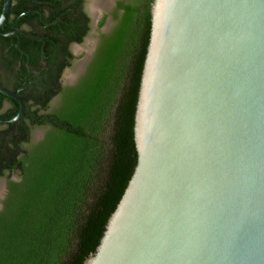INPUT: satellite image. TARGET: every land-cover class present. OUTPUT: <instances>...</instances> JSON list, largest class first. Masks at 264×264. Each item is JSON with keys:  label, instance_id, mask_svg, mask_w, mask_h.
Returning a JSON list of instances; mask_svg holds the SVG:
<instances>
[{"label": "water", "instance_id": "95a60500", "mask_svg": "<svg viewBox=\"0 0 264 264\" xmlns=\"http://www.w3.org/2000/svg\"><path fill=\"white\" fill-rule=\"evenodd\" d=\"M80 264H264V0L151 1L129 173Z\"/></svg>", "mask_w": 264, "mask_h": 264}, {"label": "trees", "instance_id": "16d2710c", "mask_svg": "<svg viewBox=\"0 0 264 264\" xmlns=\"http://www.w3.org/2000/svg\"><path fill=\"white\" fill-rule=\"evenodd\" d=\"M151 1L117 2L121 13L113 11L112 28L100 34L72 85L59 78L72 64L68 43L82 41L88 30L81 0L12 3L0 29L21 30L0 34V85L18 91L24 111L0 122V176L6 178L0 264H80L102 231L129 173L132 104ZM18 109L0 93L1 117ZM34 127L44 128L38 140Z\"/></svg>", "mask_w": 264, "mask_h": 264}, {"label": "flooded vegetation", "instance_id": "af4514ba", "mask_svg": "<svg viewBox=\"0 0 264 264\" xmlns=\"http://www.w3.org/2000/svg\"><path fill=\"white\" fill-rule=\"evenodd\" d=\"M70 1H72V0H70ZM118 1H122L124 3H137V1H138L140 4L143 2V0H107L105 3L109 2L108 7L105 10H103L101 15L99 16V18L96 21H94L91 14H90V11H89V0H81L82 11L89 18L88 30H87V33L85 34L82 41H80V42L71 41L68 43V49H69V51L73 57V60H72V64L70 66L66 67L63 70L62 74L60 75L59 80H60L61 84H63V85L74 84L77 81V79L80 77V75L84 72V70H85L88 62L90 61V59L93 55V52L96 48L100 34L109 32L110 29L112 28L113 24H114V19H113V15H112L113 11H117L118 14L121 13V9L117 8V2ZM13 2H14V0H12V3ZM104 15H105L104 23L102 25H99V21ZM10 17H12V16H10ZM23 27L26 29L29 28L27 25H24ZM14 30H17L19 32L21 29H13L11 31H14ZM78 52L80 54L81 53H83V54L81 56L77 57ZM88 53H90V56H89V59L87 60L85 66H84L83 71L78 75V77L76 78L74 83H72V84L69 83L70 77L73 76V73L76 72V70L79 67V64L88 55ZM44 63H45L44 61L41 62L42 67L44 66ZM67 69H69V70H67ZM66 71H67V73H66ZM31 72L33 74H39V70L34 69ZM8 105H9L8 102H4L2 109L6 108ZM16 178H17V175L15 173H12L11 179H16ZM0 179L3 182V186L5 188L2 197H0V208H1L2 200H3L5 193H6V178L3 176H0Z\"/></svg>", "mask_w": 264, "mask_h": 264}, {"label": "rangeland", "instance_id": "374dc122", "mask_svg": "<svg viewBox=\"0 0 264 264\" xmlns=\"http://www.w3.org/2000/svg\"><path fill=\"white\" fill-rule=\"evenodd\" d=\"M82 54H83V53L80 54V53L78 52V53H77V57H78V56H81ZM67 70H69V69H67ZM66 73H67V72H66ZM69 76H70V75H69ZM32 132H33V137H34L36 133L43 134V132H44V128H43V127H34V128L32 129ZM1 185H3V182H2L1 179H0V186H1ZM1 187H2V186H1ZM1 187H0V188H1Z\"/></svg>", "mask_w": 264, "mask_h": 264}, {"label": "bare ground", "instance_id": "6f19581e", "mask_svg": "<svg viewBox=\"0 0 264 264\" xmlns=\"http://www.w3.org/2000/svg\"><path fill=\"white\" fill-rule=\"evenodd\" d=\"M106 1L107 0H93V2H92V9H94V10L97 9L98 10L100 7H102L103 5H106L108 3V2L105 3Z\"/></svg>", "mask_w": 264, "mask_h": 264}]
</instances>
